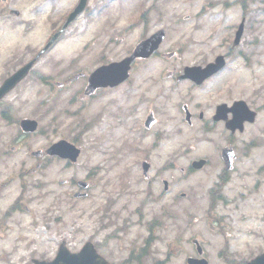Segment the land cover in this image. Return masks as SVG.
Listing matches in <instances>:
<instances>
[{"label":"rangeland","instance_id":"374dc122","mask_svg":"<svg viewBox=\"0 0 264 264\" xmlns=\"http://www.w3.org/2000/svg\"><path fill=\"white\" fill-rule=\"evenodd\" d=\"M109 2L106 13L111 16L141 13L149 8L148 13H154L153 31L161 25L167 30L162 52L169 53L174 48L178 53L172 57L180 58L182 63L205 61L224 52L232 45L235 31L246 15L243 42L216 81L199 90L189 92L186 87H174L169 79H162L159 72L168 60L159 53L148 69L141 71L151 78L149 81L139 82L135 74L138 81L133 79L130 86L84 100L82 78L52 93L57 89L55 81L64 82L67 75L77 71L82 59L95 61L94 54L101 47L99 43H89L88 49L84 48L87 36L92 37L98 25L99 14L72 23L53 49L38 59L32 73L7 96L11 100L20 92L14 111L17 117L37 118L41 129L38 135L18 139V123L0 116V185L7 186L1 202L7 207L23 186L25 210L17 211L5 227H0V264H32L33 257L52 258L64 239L73 251L88 239L93 240L114 262L123 264L132 249L141 250L145 245L149 234L146 223L159 217L165 208L173 210L178 221L167 219L163 228L155 232L143 264H186V253L193 252L189 237L194 235L203 240L211 264H246L242 263L244 259L264 250V0ZM123 16L121 28L127 25ZM26 21L30 23L22 26ZM50 21L48 13H21L19 17L7 14L0 23V82L45 47ZM62 21L63 18L58 26ZM87 25L88 34L82 30ZM138 32L135 30L130 39ZM54 62L61 66H54ZM213 90L219 92V98L247 100L250 106L260 109V114L255 123L234 136L242 143L255 138L258 145L250 149L244 143L239 145L237 169L224 187L232 202L219 201L209 210V189L218 179L219 168L188 169L193 157L212 155L215 145L208 139L221 143L219 133L224 132L200 135L198 125L189 127L184 123V113L177 104L188 100L199 110L204 107L196 105ZM134 107L138 110L133 112ZM149 109L158 118L151 131L141 123L144 111ZM136 120L141 122H137L134 132L131 123ZM86 123L90 125L82 133ZM61 137L83 149L76 163L39 160L31 155L32 150ZM144 160L151 163L153 179L164 175L169 180V192L163 183L148 184L144 180ZM21 171L22 177H16ZM79 179L92 184L86 197H74L75 191L84 190ZM180 191L190 193L192 198L181 199ZM196 197L198 204H191ZM174 199L179 200L177 205H173ZM181 207L186 209L182 211ZM20 212L26 214L24 218ZM218 221L223 224L220 226ZM227 240L229 253L236 260L232 263H227L222 254ZM173 244L175 249L180 246V253L170 250Z\"/></svg>","mask_w":264,"mask_h":264},{"label":"flooded vegetation","instance_id":"af4514ba","mask_svg":"<svg viewBox=\"0 0 264 264\" xmlns=\"http://www.w3.org/2000/svg\"><path fill=\"white\" fill-rule=\"evenodd\" d=\"M82 1L83 0H0V23L3 22V19L7 17L8 13H48L50 14L51 18V33L54 34L60 29V26L63 25V21H66L69 15L71 13H74L77 8H80L78 12L80 14L76 17L73 23L81 17L88 20L91 18L92 14H99L98 25L94 27L95 31L93 32L92 37L87 36V41L85 44L86 49L88 48L87 43H90L91 41L94 43L101 44L100 49L94 54V56H96L95 61H90V59L88 58L83 59L81 69H78L75 72L72 71L64 79L65 81L70 82L75 81L81 77L87 81L90 73L97 66L109 63L110 61L121 60L122 58L129 55L141 40L147 38L149 35L152 34L154 13H148V9L146 10L147 13H130L129 16H124L127 21L126 27L123 26L121 28L120 19L122 15L118 14L117 16H111L106 13V11H108V9L110 8L111 4L109 0H84V3H82ZM105 1H107L108 3H106ZM103 13H106V15H103ZM160 17L164 18L165 16L160 15ZM61 18H63V21L58 26L59 20ZM71 26L72 25L68 26V28ZM89 29L90 25L82 27L83 32L86 34L89 33ZM137 29L139 30L138 35L133 37L131 40L130 36ZM121 45L125 46L121 47ZM226 53L230 54V51H227ZM169 55L170 57L167 56L168 58H166L168 62L161 71V78L169 79L171 83H176L177 85H180L182 87L187 86L186 88L190 89L202 87L207 83V81H209V79H212L209 78L208 80L204 81V83H202L201 85L196 84L189 78L180 80L179 78L181 76V73L183 72L185 63H182L179 58H172V56L174 55L173 52H170ZM214 58L215 56L205 61H201L198 64L206 65L210 61L214 60ZM152 59L153 56L149 58H137L132 63L130 77L133 76L134 78L135 74H138L139 82L145 83L146 81H149L151 78H149L146 74H142L141 71L144 68L148 69L149 62ZM55 65L56 67L61 66L59 63L54 64V66ZM164 71L167 72L165 76L162 75ZM58 72L61 71L58 70ZM134 80H137V78ZM105 90L110 89H98L94 94L91 95L85 93L83 95V99L86 100L94 98V95L100 93L101 91L105 93ZM52 91L57 92L58 90ZM214 96H212V98H214ZM218 99L219 98L216 97L213 101L209 98H205L204 102L202 101V104L207 109H200L198 113L192 111L188 124L192 125L198 122L200 123V126L203 130H208L209 132L215 130L217 127L224 128L226 124L225 121L217 120L215 116L218 105L222 102L228 101L218 102ZM14 102L18 101L16 100ZM229 104H231V102ZM0 105L2 108V113H4L6 109H8V106L11 107V103L4 100L0 101ZM186 105L187 104H183L182 109ZM198 106H201V104H198ZM231 116L232 114L228 113V117ZM29 136L30 134H20V137ZM21 176L22 174L16 175V177L19 178H21ZM85 188H91V185H88ZM6 189L7 186H5L4 184L0 185V227L5 221L7 222V218H9L8 213L3 208V204L1 202V200L5 197L4 190ZM20 196L22 197L21 194ZM19 207H21V203L18 201V199H15L11 207V213L17 211Z\"/></svg>","mask_w":264,"mask_h":264},{"label":"water","instance_id":"95a60500","mask_svg":"<svg viewBox=\"0 0 264 264\" xmlns=\"http://www.w3.org/2000/svg\"><path fill=\"white\" fill-rule=\"evenodd\" d=\"M76 14L77 13H73L69 18V20L72 19ZM242 30H243V25H241L240 27L238 36L242 32ZM163 36H164V32L159 31L145 42L139 44L135 49L134 53L132 54V56L128 57L127 59L119 63H115L113 65L104 66L97 69L92 74L90 78V82L94 86L108 85V84L115 85L121 82L128 75V70L130 68L131 60L137 56H149L154 50L158 48L161 40L163 39ZM221 65H222V59H221V64H218L217 67H220ZM31 66L32 63H29L20 70H18L16 73H14L12 76H10L0 88V97L8 90L13 88L28 73ZM239 103L241 106H243L245 110H247L250 113L248 118L254 115V112L248 110V107L244 101H241ZM240 114H241V110L238 111V115ZM23 126L26 130H31L36 127V122L32 120H25L23 122ZM239 126L240 128H242L241 124H239ZM233 129L235 128L233 127ZM67 146L65 142H60L53 145L49 151L51 153H59L62 156L70 155L73 158H75L76 155L78 154V151H72L71 147L69 146L67 147ZM35 264H108V263L101 256H99V254H97L96 250L93 248L91 244H87L80 253H70L67 252L66 250H61V252L54 261L46 262V261L35 260ZM200 264H206V262L202 260ZM250 264H264V254L256 258Z\"/></svg>","mask_w":264,"mask_h":264}]
</instances>
